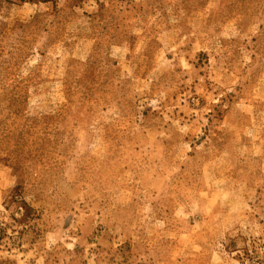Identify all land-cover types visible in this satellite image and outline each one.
I'll return each instance as SVG.
<instances>
[{
	"label": "rangeland",
	"instance_id": "rangeland-1",
	"mask_svg": "<svg viewBox=\"0 0 264 264\" xmlns=\"http://www.w3.org/2000/svg\"><path fill=\"white\" fill-rule=\"evenodd\" d=\"M256 258L264 0H0V264Z\"/></svg>",
	"mask_w": 264,
	"mask_h": 264
},
{
	"label": "built area",
	"instance_id": "built-area-1",
	"mask_svg": "<svg viewBox=\"0 0 264 264\" xmlns=\"http://www.w3.org/2000/svg\"><path fill=\"white\" fill-rule=\"evenodd\" d=\"M252 264H264V258H256Z\"/></svg>",
	"mask_w": 264,
	"mask_h": 264
},
{
	"label": "bare ground",
	"instance_id": "bare-ground-1",
	"mask_svg": "<svg viewBox=\"0 0 264 264\" xmlns=\"http://www.w3.org/2000/svg\"><path fill=\"white\" fill-rule=\"evenodd\" d=\"M88 41H84V44H87Z\"/></svg>",
	"mask_w": 264,
	"mask_h": 264
}]
</instances>
